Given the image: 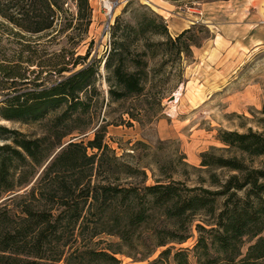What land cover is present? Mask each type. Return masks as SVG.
<instances>
[{
	"label": "trees",
	"instance_id": "obj_1",
	"mask_svg": "<svg viewBox=\"0 0 264 264\" xmlns=\"http://www.w3.org/2000/svg\"><path fill=\"white\" fill-rule=\"evenodd\" d=\"M56 4L0 0V25L20 36L49 29ZM77 5L81 10L88 2L77 0ZM194 24L173 36L152 10H143L135 24L115 18L103 59L110 98L145 95L149 101L154 94L152 102L160 104L168 89L148 83V55L159 52L165 63L170 53H188L191 43H198ZM85 57L78 56L72 67ZM18 67L17 62H0L12 82L29 81ZM69 69L54 67L55 80L13 87L15 93L1 100V118L39 121L42 131L30 136L0 123V264H118V253L145 259L160 245L188 238L191 216L200 210L212 218L210 226L196 223L200 234L194 247L201 249L202 263L223 258L232 264H264V130L250 125L243 131L220 129L222 146L200 152L198 168L206 175L198 182L206 185L179 178L111 180L105 177V164L119 165L126 177L144 171L110 154L104 124L95 126L91 138H82L94 120L90 93L96 90L98 69L95 61L64 74ZM126 113L136 118L130 109ZM260 123L264 127V116ZM101 233L118 239L98 247ZM170 254L175 264H191L187 250L172 245L144 264H166Z\"/></svg>",
	"mask_w": 264,
	"mask_h": 264
},
{
	"label": "rangeland",
	"instance_id": "obj_2",
	"mask_svg": "<svg viewBox=\"0 0 264 264\" xmlns=\"http://www.w3.org/2000/svg\"><path fill=\"white\" fill-rule=\"evenodd\" d=\"M55 1L54 23L49 29L37 33L22 31L20 36L0 25V62H17L29 80L12 82L7 72L0 70V103L15 93L13 87L20 89L32 87L33 81L48 84L55 80L59 75L54 67L68 65L70 69L64 72L67 74L86 62L95 61L98 78L96 90L90 93L94 120L82 138H91L95 126L104 124V139L110 154L115 153L118 160L144 171L138 170L126 177L118 170L119 165L105 164V177L121 182L179 178L187 184L204 182L206 185V181L198 182L200 175H206L205 170L198 168L200 152L212 145L222 146L217 137L220 129L243 131L250 125L264 130L260 123V117L264 116V0H117L110 19L102 0H87V7L81 10L77 0ZM143 10L162 16L173 36L192 23L198 36V43H191L188 53L181 52L177 57L170 53L165 63L159 52L148 55L152 78L148 83L155 82L158 87L163 85L168 89L160 104L152 102L154 94L149 95V101L145 95L112 100L107 90L103 59L111 47V23L120 18L135 24ZM158 37L151 36L154 40ZM85 54L72 67L71 63ZM159 66L161 69L155 72L153 69ZM128 109L136 118L127 115ZM0 123L30 136L42 131L39 121L0 117ZM220 201L218 197L217 205ZM191 219L189 237L185 240L160 245L145 259H140L139 254L118 253L121 258L118 264H144L167 245L186 249L189 263L204 264L199 260L201 249L194 247L200 234L196 223L210 226L212 218L200 210ZM203 233L207 235L205 230ZM98 238L102 241L97 242L98 247L118 239L107 233H101ZM211 254L215 256L216 251L212 249ZM166 264H175L171 254ZM211 264L232 263L218 258Z\"/></svg>",
	"mask_w": 264,
	"mask_h": 264
},
{
	"label": "built area",
	"instance_id": "obj_3",
	"mask_svg": "<svg viewBox=\"0 0 264 264\" xmlns=\"http://www.w3.org/2000/svg\"><path fill=\"white\" fill-rule=\"evenodd\" d=\"M102 3L107 9L105 12H106L107 17H109L108 19H110V12L113 6H115L118 3V1L117 0H102ZM110 7H111V10H110Z\"/></svg>",
	"mask_w": 264,
	"mask_h": 264
},
{
	"label": "crops",
	"instance_id": "obj_4",
	"mask_svg": "<svg viewBox=\"0 0 264 264\" xmlns=\"http://www.w3.org/2000/svg\"><path fill=\"white\" fill-rule=\"evenodd\" d=\"M156 1H159V2H161V0H156ZM161 10L163 9L162 7L160 8ZM164 10V9H163Z\"/></svg>",
	"mask_w": 264,
	"mask_h": 264
},
{
	"label": "water",
	"instance_id": "obj_5",
	"mask_svg": "<svg viewBox=\"0 0 264 264\" xmlns=\"http://www.w3.org/2000/svg\"><path fill=\"white\" fill-rule=\"evenodd\" d=\"M66 142H67V141H65V143H66ZM63 144H64V143H63ZM63 144H62V145H63ZM62 145H61V146H62ZM61 146H60V147H61ZM60 147H59V148H60ZM57 150H58V149H57Z\"/></svg>",
	"mask_w": 264,
	"mask_h": 264
},
{
	"label": "bare ground",
	"instance_id": "obj_6",
	"mask_svg": "<svg viewBox=\"0 0 264 264\" xmlns=\"http://www.w3.org/2000/svg\"><path fill=\"white\" fill-rule=\"evenodd\" d=\"M110 10H111V7H110ZM110 12V11H109Z\"/></svg>",
	"mask_w": 264,
	"mask_h": 264
}]
</instances>
